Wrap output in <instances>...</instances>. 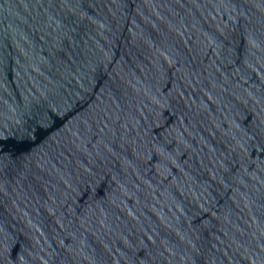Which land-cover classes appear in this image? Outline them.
I'll list each match as a JSON object with an SVG mask.
<instances>
[{"label":"water","instance_id":"water-1","mask_svg":"<svg viewBox=\"0 0 264 264\" xmlns=\"http://www.w3.org/2000/svg\"><path fill=\"white\" fill-rule=\"evenodd\" d=\"M0 264H264V0H0Z\"/></svg>","mask_w":264,"mask_h":264}]
</instances>
